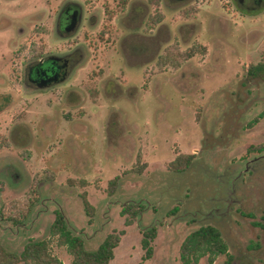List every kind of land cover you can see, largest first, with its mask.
<instances>
[{
  "label": "rangeland",
  "instance_id": "rangeland-1",
  "mask_svg": "<svg viewBox=\"0 0 264 264\" xmlns=\"http://www.w3.org/2000/svg\"><path fill=\"white\" fill-rule=\"evenodd\" d=\"M70 2L83 12L72 34L64 16L56 28ZM239 2L162 0L165 21L147 34L146 16L133 20L120 0H0V244L7 251L50 239L60 210L88 251L120 234L110 264H182V244L204 226L220 230L239 264H264V74H247L264 59V7ZM173 45L181 53L201 48L180 69H161L158 59ZM38 51L72 55L69 77L36 89L26 68ZM182 154L196 155L194 167L170 172ZM225 173L235 178L230 206L213 178ZM33 191L29 214L15 222ZM130 203L145 210L126 226L121 213ZM152 226L149 259L141 241ZM50 249L71 263L67 248L53 241Z\"/></svg>",
  "mask_w": 264,
  "mask_h": 264
},
{
  "label": "trees",
  "instance_id": "trees-1",
  "mask_svg": "<svg viewBox=\"0 0 264 264\" xmlns=\"http://www.w3.org/2000/svg\"><path fill=\"white\" fill-rule=\"evenodd\" d=\"M130 0H120L122 9H125ZM148 6L151 9V13L148 15L144 32L151 34L156 27L164 20L161 14V2L162 0H146ZM201 47H192L185 53L178 51L177 46L173 45L166 50L164 55L160 56L157 62V66L161 69L170 66L173 70L180 69L184 63L192 59L198 54ZM42 57L41 51L34 53L31 59L38 60ZM247 74L250 77H255L264 74V59L256 65H250L247 68ZM262 151L259 150V153ZM196 155H179L170 164L169 171L175 174H185L192 170L195 165ZM141 168L137 170L141 172ZM247 168H245V171ZM209 172V171H208ZM226 173L223 176L213 175V178L218 180L225 186V190H228L226 198H224L227 206L231 205L228 200L229 192L233 193V187L235 186V178L230 180L226 177ZM50 176L45 175V178ZM49 180V179H48ZM239 180V179H238ZM119 179L116 178L109 182L107 193L109 196H113L118 188ZM235 189V187H234ZM38 193L31 194L33 197L29 198L24 204H20L14 212V221L20 222L26 218L29 214L32 203L36 201ZM231 194V193H230ZM83 208L87 216L94 217V208L88 202L86 195H82ZM222 200V198L220 199ZM145 210L141 203H130L123 207L122 216L126 217L125 225L132 226L140 217L141 213ZM20 211V212H19ZM18 212V213H17ZM176 212V209L174 210ZM50 239L40 241H30L23 248L20 254L7 251L0 244V264H62L53 254L50 249L53 241H56L60 247L67 248L69 254L72 257L70 264H110L114 259L115 250L120 242V234L113 232L109 234L99 247L94 251H88L85 248V243L79 234L74 233L68 226L66 218L62 211L55 212L54 220L50 229ZM156 237V227L152 226L143 232V238L141 241L142 248L146 252V258H151L153 249L152 242ZM227 256L225 264H239L235 261V258L228 255V247L224 241L220 230L213 226H204L191 233L181 246L180 258L182 264H196L200 258L207 257L208 263L213 264L217 257Z\"/></svg>",
  "mask_w": 264,
  "mask_h": 264
},
{
  "label": "flooded vegetation",
  "instance_id": "flooded-vegetation-1",
  "mask_svg": "<svg viewBox=\"0 0 264 264\" xmlns=\"http://www.w3.org/2000/svg\"><path fill=\"white\" fill-rule=\"evenodd\" d=\"M240 8L242 9H262L264 7V0H240ZM247 4H250L252 8L248 7ZM62 14V15H61ZM64 16L66 22V31L65 33L72 34L75 33L82 21H83V12L81 7L75 3H67L64 5L62 12L60 13L56 28L59 29L61 17ZM72 55H65L63 57L50 55L48 57L44 56L38 60L31 59V65L27 69V79L34 86H37L38 90H47L50 89L53 83L58 81H65L72 70ZM52 64V69L46 68V66ZM34 74V78H31V75ZM53 80L45 88H39V85L44 81L45 78H52ZM60 79V80H59ZM60 82V83H61Z\"/></svg>",
  "mask_w": 264,
  "mask_h": 264
},
{
  "label": "crops",
  "instance_id": "crops-1",
  "mask_svg": "<svg viewBox=\"0 0 264 264\" xmlns=\"http://www.w3.org/2000/svg\"><path fill=\"white\" fill-rule=\"evenodd\" d=\"M128 8L130 9L129 11V14L130 15H134L132 18L133 20L134 19H141V16L145 15L146 18L148 17V15L151 13V9L150 7L148 6L146 0H131L129 5H128ZM128 10V9H127ZM165 21V20H164ZM165 24V23H163ZM144 26V23L142 24L141 28H143ZM161 26V25H160ZM136 28V27H134ZM137 28H139V30H142L140 28V25L137 26ZM136 28V29H137ZM159 30V29H158Z\"/></svg>",
  "mask_w": 264,
  "mask_h": 264
},
{
  "label": "water",
  "instance_id": "water-1",
  "mask_svg": "<svg viewBox=\"0 0 264 264\" xmlns=\"http://www.w3.org/2000/svg\"><path fill=\"white\" fill-rule=\"evenodd\" d=\"M175 1H184V0H175ZM53 80V78H45L44 81L39 85V88H45L49 82H51Z\"/></svg>",
  "mask_w": 264,
  "mask_h": 264
}]
</instances>
